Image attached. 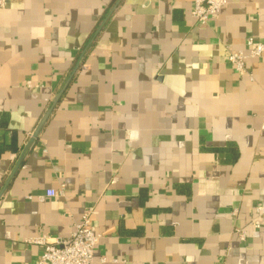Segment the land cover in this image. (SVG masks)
Listing matches in <instances>:
<instances>
[{
	"label": "crops",
	"instance_id": "0c3cea01",
	"mask_svg": "<svg viewBox=\"0 0 264 264\" xmlns=\"http://www.w3.org/2000/svg\"><path fill=\"white\" fill-rule=\"evenodd\" d=\"M192 10L7 0L0 264H36L34 240L89 210L94 264H264V56L241 73L227 59L264 44V0H227L206 25Z\"/></svg>",
	"mask_w": 264,
	"mask_h": 264
},
{
	"label": "built area",
	"instance_id": "2783aa9c",
	"mask_svg": "<svg viewBox=\"0 0 264 264\" xmlns=\"http://www.w3.org/2000/svg\"><path fill=\"white\" fill-rule=\"evenodd\" d=\"M7 5V0H0V10ZM227 5V0H193L192 16L198 24L206 25L212 15L219 13ZM249 54L234 51L228 54V62L237 73L245 71L248 59L264 56V44L248 40ZM55 196V192H50ZM93 211L85 212L81 221L76 224L75 231L66 239L39 238L34 243L40 245L41 255L36 264H94V252L99 235L92 227ZM259 221L254 226L259 227ZM244 236V233H242Z\"/></svg>",
	"mask_w": 264,
	"mask_h": 264
},
{
	"label": "water",
	"instance_id": "95a60500",
	"mask_svg": "<svg viewBox=\"0 0 264 264\" xmlns=\"http://www.w3.org/2000/svg\"><path fill=\"white\" fill-rule=\"evenodd\" d=\"M66 87L67 86H65L64 89L62 90L63 92L66 89ZM61 94H62V92L55 98L51 108L47 111V113L41 119L40 123L38 124L36 130L34 131V133L32 135V138L30 139V143H29L28 147L30 146V144L31 145L33 144V142L36 140V138H38L40 132L42 131V129H43L44 125H45V123L47 122V120L49 119L50 115L52 114V111L54 110V108L58 104V102H59V100L61 98Z\"/></svg>",
	"mask_w": 264,
	"mask_h": 264
}]
</instances>
